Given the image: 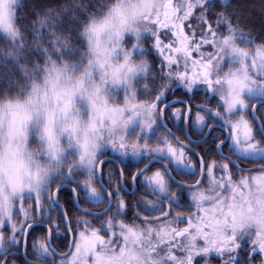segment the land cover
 I'll use <instances>...</instances> for the list:
<instances>
[{
  "label": "snow or ice",
  "instance_id": "1",
  "mask_svg": "<svg viewBox=\"0 0 264 264\" xmlns=\"http://www.w3.org/2000/svg\"><path fill=\"white\" fill-rule=\"evenodd\" d=\"M0 264H264V0H0Z\"/></svg>",
  "mask_w": 264,
  "mask_h": 264
},
{
  "label": "trees",
  "instance_id": "2",
  "mask_svg": "<svg viewBox=\"0 0 264 264\" xmlns=\"http://www.w3.org/2000/svg\"><path fill=\"white\" fill-rule=\"evenodd\" d=\"M202 99V98H201ZM197 102H201V100H198Z\"/></svg>",
  "mask_w": 264,
  "mask_h": 264
}]
</instances>
